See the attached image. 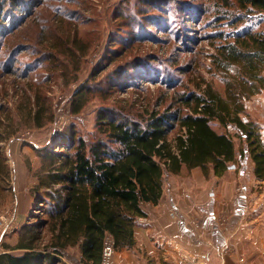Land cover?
Instances as JSON below:
<instances>
[{"label":"trees","instance_id":"16d2710c","mask_svg":"<svg viewBox=\"0 0 264 264\" xmlns=\"http://www.w3.org/2000/svg\"><path fill=\"white\" fill-rule=\"evenodd\" d=\"M210 1L195 8L203 16L210 10L211 18H215L216 28L207 37L214 48L211 68L222 76L224 92L200 77L193 88L176 93V100L165 109H147L149 115L141 119L100 109L97 135L91 140L72 130L58 133L55 147L59 149L47 150V161L36 172V187L45 189L43 197L47 198L41 202L48 207L33 215L38 221L21 227L16 244L2 245L0 264H66L64 251L77 246L81 262L100 264L108 234L113 236L117 250L132 247L138 217L146 214L143 204L159 202L167 172L181 173L200 166L206 176L210 170L222 175L249 153L254 174L264 179L261 127L249 116L246 103L264 89V0ZM149 2L144 0V5L130 14L127 25L134 38L139 32L140 38L149 32L137 20L138 13L148 14ZM32 4V9L18 16L7 6L22 8V1L0 0V64L7 58V70L27 76L43 68L56 71L57 64L65 62L60 54L70 58L87 54L88 47L81 42L77 19L73 17L76 11L69 9V0ZM151 5L156 4L152 1ZM122 15L117 16L123 19ZM63 24L64 33L60 30ZM23 52L34 59L23 60ZM123 53L124 50L108 51L92 78L120 60ZM18 61L30 63L21 71ZM136 64L132 67L136 68ZM119 67L113 68L117 78L124 77ZM46 83L41 76L21 90L17 121L10 110L0 106V141L16 135L22 124L41 128L52 121ZM89 91L90 87H81L75 92L71 112L82 111ZM231 126L241 138L243 147L239 149L229 134ZM172 133L175 134L171 136ZM9 167L0 145V182L9 177Z\"/></svg>","mask_w":264,"mask_h":264},{"label":"rangeland","instance_id":"374dc122","mask_svg":"<svg viewBox=\"0 0 264 264\" xmlns=\"http://www.w3.org/2000/svg\"><path fill=\"white\" fill-rule=\"evenodd\" d=\"M20 1L23 3L22 8L7 6L11 7L12 13L15 12L18 16L26 14L27 9L34 7L32 3L38 5V1L41 0ZM69 1V9L76 11L73 17L77 19L76 25L81 42L88 47L86 55L70 58L68 54H60V59H64L65 62L57 64L56 71L50 72L43 68L36 74L27 76H23L22 72L7 70L6 67L10 64L7 58H3L0 64V106L6 111L10 110L16 117L15 121L18 119L21 90L28 88L29 82L36 81L41 76L42 80H47V93L53 109V119L44 127L34 128L22 124L16 135L8 140L0 141L6 162L10 165L9 177L0 182V248L5 242L16 244L21 227L27 222L38 221L39 218L33 215L41 213L40 210L43 207H48V204L41 202L47 199L43 197L45 189L36 187L37 173L38 170L40 172L45 160L47 161L45 155L47 150L59 149L55 146L60 134L71 133L72 130L77 135L91 140L97 135V115L100 109H111L128 118L141 119L149 115V112H146L147 109L149 111L165 109L171 101L176 100V93L190 90L200 77L212 81L221 91L225 90L222 76L215 68H211L210 54L214 48L210 45L211 40L207 34L216 28L215 18H211L213 13L210 10L203 16L197 12V7L195 8L202 2L209 4L210 0H148L151 1L147 8L149 15L137 14L140 27L149 30L147 36L143 38H140V32L135 38L130 36L131 27L127 25V22L130 14L144 5V0ZM152 1L156 5H151ZM118 6L119 10L116 9ZM21 11L23 13H20ZM121 13L124 14L123 19L117 16ZM152 16L155 20H152ZM65 25L63 24L60 28L62 33H64L62 28ZM141 29L139 28V31ZM170 30H172L171 33ZM111 50H124V56L93 79L92 72L105 62L106 55ZM20 57L23 60H27L28 57L29 61L34 59L24 52ZM136 62L137 67L133 68ZM27 63L24 65L18 61L16 65H20L21 71H24ZM116 65H121L124 71L123 76L131 75L130 79L114 76L113 68ZM187 66L189 70L183 71ZM63 68H66V72H62ZM81 87H90L88 101L82 111L75 114L71 112L72 101L75 92ZM263 91L264 89L261 92ZM256 94L246 99V103L249 116L254 117L261 127L264 140V131H262L264 130V107L255 101ZM60 97L64 99L66 109H69L66 123L61 129L59 128L62 124L57 123V117L61 112L55 110ZM244 117L247 118L245 114ZM216 128L223 130L217 125ZM177 131L178 129L175 130ZM174 134L172 133L171 136ZM229 134L239 149L242 142L234 126L229 128ZM25 149L32 151L31 155ZM9 150L17 151L16 160L20 161L21 167L17 163V169L11 166L12 158ZM249 162L253 163V160L251 155L246 153L245 157L239 158L234 165L241 168ZM248 175L245 171L244 177ZM16 176L21 180L20 183L14 182ZM15 187L23 191L22 197L18 200L15 198ZM255 203L252 204L251 213L255 214L264 210L263 203L260 205ZM74 251L76 248L71 254ZM75 264H79L78 261Z\"/></svg>","mask_w":264,"mask_h":264},{"label":"crops","instance_id":"0c3cea01","mask_svg":"<svg viewBox=\"0 0 264 264\" xmlns=\"http://www.w3.org/2000/svg\"><path fill=\"white\" fill-rule=\"evenodd\" d=\"M254 97L264 107V91ZM16 152L9 150L14 169L16 163L21 167ZM253 166H235L222 175L210 170L206 176L200 166L165 173L161 199L143 204L135 244L118 249L113 264H264V210L251 213L252 204H264V179ZM15 191L18 200L23 191ZM63 259L84 264L78 246L65 250Z\"/></svg>","mask_w":264,"mask_h":264},{"label":"built area","instance_id":"2783aa9c","mask_svg":"<svg viewBox=\"0 0 264 264\" xmlns=\"http://www.w3.org/2000/svg\"><path fill=\"white\" fill-rule=\"evenodd\" d=\"M55 110L61 112V114L57 117V123L62 124V126L59 128L61 129L66 123L67 120L66 115H67V111L69 110L66 109V106L64 105V99L62 97L58 99ZM115 252H116L115 240L112 235L108 234L104 239L102 258L100 264H113V258Z\"/></svg>","mask_w":264,"mask_h":264},{"label":"water","instance_id":"95a60500","mask_svg":"<svg viewBox=\"0 0 264 264\" xmlns=\"http://www.w3.org/2000/svg\"><path fill=\"white\" fill-rule=\"evenodd\" d=\"M235 167V165H231V168H234Z\"/></svg>","mask_w":264,"mask_h":264}]
</instances>
